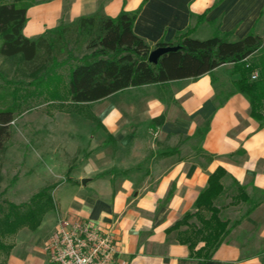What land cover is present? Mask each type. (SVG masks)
<instances>
[{
	"label": "crops",
	"instance_id": "1",
	"mask_svg": "<svg viewBox=\"0 0 264 264\" xmlns=\"http://www.w3.org/2000/svg\"><path fill=\"white\" fill-rule=\"evenodd\" d=\"M138 8L133 30L153 49L195 26L199 15L204 19L191 36L200 39L211 37L216 27L231 32V40L261 34L264 27V0H40L28 7L23 32L33 38L98 10L116 17ZM233 66L216 67L215 82L207 73L130 86L93 102L99 123L93 153L85 158L93 176L87 183L72 176L60 182L71 193L60 202L51 230L39 234V227L33 244L15 255L16 263L49 264L45 245L58 219L78 215L113 230L119 264H264V123L251 115L243 93L226 97L239 78ZM206 124L201 138L197 130ZM219 167L228 173L225 188L235 179L248 200L237 197L230 204L227 194L216 199L230 230L203 261L179 241L178 229L169 228L195 210Z\"/></svg>",
	"mask_w": 264,
	"mask_h": 264
},
{
	"label": "trees",
	"instance_id": "2",
	"mask_svg": "<svg viewBox=\"0 0 264 264\" xmlns=\"http://www.w3.org/2000/svg\"><path fill=\"white\" fill-rule=\"evenodd\" d=\"M18 1L21 0L0 2V53L7 57L20 55L22 65L36 74L35 85L43 86L51 98H59L63 87L69 94V104L75 106L95 102L130 86L181 78L196 79L207 73L215 82L213 70L222 64L233 63L231 72L238 74L239 78L234 80L233 90L226 97L234 92L243 93L251 104V115L264 123V36L259 33L250 32L241 39L231 40V32H223L216 27L211 37L195 38L191 35L204 19V15H199L195 26L179 31L171 42L159 41L155 45L176 48L164 53L154 63L149 60L152 46L133 30L140 8L122 10L116 17L98 10L73 22L48 28L31 38L23 32L28 7L18 5ZM62 70H66L65 75L60 73ZM253 74L256 78L252 77ZM13 118L12 109L0 110V153L11 137ZM207 130L208 124L198 129L197 134L203 138ZM71 169H68L64 180L72 181ZM227 174L222 167L211 173L208 185L196 199L195 210L186 212L169 228L179 229L191 218L198 217L201 226L194 231L195 235L178 239L189 246L191 256L203 261L212 258L230 230V220L222 217V205L219 206L216 199L227 194L233 198L230 204L236 203L237 197L248 200L244 187L235 179L225 188L223 178ZM231 187L233 193L230 192ZM48 191L49 188H44L33 198L45 196L54 207V197ZM204 211L209 214L202 216ZM28 217L30 221L27 224L32 230L40 226L42 215L38 210L31 209ZM7 224V231L14 233L26 223L18 224L14 220ZM199 243L203 245L197 249ZM13 247L12 243L4 242L0 237V264H5L1 258Z\"/></svg>",
	"mask_w": 264,
	"mask_h": 264
},
{
	"label": "rangeland",
	"instance_id": "3",
	"mask_svg": "<svg viewBox=\"0 0 264 264\" xmlns=\"http://www.w3.org/2000/svg\"><path fill=\"white\" fill-rule=\"evenodd\" d=\"M37 1L40 0H21L17 4L29 7ZM261 35L264 36V27ZM65 72L60 73L65 75ZM35 76L22 65L20 55L7 57L0 53V110L14 111L11 137L0 153V237L14 245L1 258L5 264H17L15 255L19 256L33 244L39 227H42L39 234L51 230L61 209L60 202L71 193L68 186L61 187L63 183H60L66 178L68 168L74 166L70 176L82 177V183L93 176L85 158L93 153L94 128L99 123L94 103L71 106L69 94L63 87L59 98H51L43 86L35 85ZM44 188H49L48 192L54 197V207L45 196L33 198ZM31 209L42 215V222L35 230L27 224ZM208 214L204 211L201 215ZM14 220L26 224L10 233L7 222ZM200 226L198 217L191 218L178 229V238L193 237Z\"/></svg>",
	"mask_w": 264,
	"mask_h": 264
},
{
	"label": "built area",
	"instance_id": "4",
	"mask_svg": "<svg viewBox=\"0 0 264 264\" xmlns=\"http://www.w3.org/2000/svg\"><path fill=\"white\" fill-rule=\"evenodd\" d=\"M45 249L49 264H119L120 247L113 230L78 215L58 219Z\"/></svg>",
	"mask_w": 264,
	"mask_h": 264
},
{
	"label": "water",
	"instance_id": "5",
	"mask_svg": "<svg viewBox=\"0 0 264 264\" xmlns=\"http://www.w3.org/2000/svg\"><path fill=\"white\" fill-rule=\"evenodd\" d=\"M175 46H158L151 50L149 54V60L151 62L156 63L159 58L166 53L169 50L175 49ZM84 182H86V179H84Z\"/></svg>",
	"mask_w": 264,
	"mask_h": 264
}]
</instances>
